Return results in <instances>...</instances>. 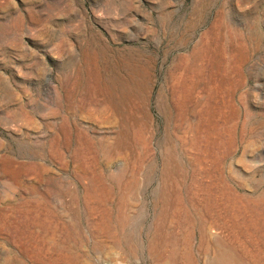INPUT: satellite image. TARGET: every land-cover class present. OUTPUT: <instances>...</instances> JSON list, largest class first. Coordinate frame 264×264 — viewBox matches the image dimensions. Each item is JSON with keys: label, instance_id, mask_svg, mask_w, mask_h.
I'll return each instance as SVG.
<instances>
[{"label": "rangeland", "instance_id": "obj_1", "mask_svg": "<svg viewBox=\"0 0 264 264\" xmlns=\"http://www.w3.org/2000/svg\"><path fill=\"white\" fill-rule=\"evenodd\" d=\"M218 255L264 264V0H0V264Z\"/></svg>", "mask_w": 264, "mask_h": 264}, {"label": "bare ground", "instance_id": "obj_2", "mask_svg": "<svg viewBox=\"0 0 264 264\" xmlns=\"http://www.w3.org/2000/svg\"><path fill=\"white\" fill-rule=\"evenodd\" d=\"M215 243V242H214ZM219 253V252H218ZM218 253H216V254H218ZM158 256V255H157ZM217 259H216V261L214 262V264H226V263H221L222 261H220V259L222 258V256L221 255H218L217 257H216ZM234 258V257H233ZM214 261V260H213ZM169 262V261H168Z\"/></svg>", "mask_w": 264, "mask_h": 264}]
</instances>
